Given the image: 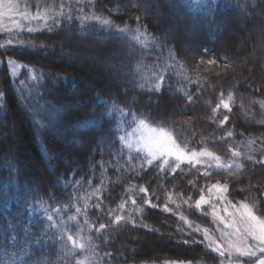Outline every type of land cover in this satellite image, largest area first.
Segmentation results:
<instances>
[{
  "label": "trees",
  "instance_id": "trees-1",
  "mask_svg": "<svg viewBox=\"0 0 264 264\" xmlns=\"http://www.w3.org/2000/svg\"><path fill=\"white\" fill-rule=\"evenodd\" d=\"M64 2L71 3L74 17L83 9L101 21L73 19L51 32L25 31L19 38L31 41L34 49L17 48L15 40L14 46L0 48V264H75L92 251L99 264H220L206 243L193 242L202 236L179 213L193 227L214 229L211 216L189 204L199 198L197 189L219 181L228 184L233 202L246 196L248 202L259 200L258 214H264L259 190L264 189V166L241 156L243 170L208 169L207 178L200 165L182 164L174 177L167 171L158 174L156 166L141 168L143 153L125 143L136 123L113 106L137 120L150 116L152 126L167 121L166 127L183 133L182 146L186 143L188 150L206 147L224 162L232 158L230 149L264 158V0H196L198 7H189L193 0ZM104 19L132 30L142 22L147 29L141 31L150 36L139 44L130 39L134 31L124 35L103 27ZM9 38L0 33V43ZM157 56L174 65L160 93L152 88L155 78L149 82L137 71L138 60L151 65ZM8 59L27 67L11 77L3 63ZM142 74L151 77L146 70ZM185 92L195 103L186 100ZM222 99L231 111L220 107L213 113ZM225 115L229 120L221 126ZM229 131L233 136L226 142L218 139ZM141 187L148 189L147 196ZM148 198L159 207L144 204ZM122 200L125 209L115 211ZM165 202L173 212L163 211ZM38 203L62 227L50 226ZM202 211L211 209L205 205ZM129 212L135 225L113 223L115 215ZM100 224L109 227L98 231ZM62 228L74 237L78 231L92 237L89 251L70 254L71 243L60 238Z\"/></svg>",
  "mask_w": 264,
  "mask_h": 264
},
{
  "label": "snow or ice",
  "instance_id": "snow-or-ice-1",
  "mask_svg": "<svg viewBox=\"0 0 264 264\" xmlns=\"http://www.w3.org/2000/svg\"><path fill=\"white\" fill-rule=\"evenodd\" d=\"M196 0H193V3L189 7H198ZM35 9L34 11L32 9ZM58 9V10H57ZM81 15L74 17L72 15L73 8L71 3L65 4L64 0H58L57 3H48L46 0H36L35 3L30 4L28 0H0V33H8L12 38L5 40L3 43H0V48H9L15 46L17 48H26L31 46L33 49L36 47L31 41H25L19 38V34L23 32L27 33H38L47 30L51 32L54 27H61L65 21H72L77 19L79 21L86 22L89 20L101 21V17L94 14H83V9L79 10ZM135 19L139 22L141 21L140 16H136ZM7 21L8 23H5ZM103 27L106 28H116V31L127 35L129 32L134 31L135 35L131 36L130 39L136 41L139 44H144V42L150 36L146 31H141V28L147 29V25L140 23V26L135 30L130 29L128 26L123 28L117 27L113 21L110 19H104L102 21ZM41 25V27H38ZM14 34V35H13ZM155 39L154 37L152 38ZM41 47H46L41 45ZM146 47V45H145ZM209 50L205 49L207 53ZM3 63L6 64V67L10 73L11 77L17 76L18 67H27L26 65H21L19 62L8 59ZM209 64L214 63L213 60L208 61ZM150 72L151 77L143 76L144 71ZM33 72H36V69H32ZM137 71L141 73V78H147L149 82L152 78H155V83L152 85V88L155 92L160 93L163 86L166 84L165 77L171 76L174 71V65L168 64L167 61L162 60L161 57L157 56L155 60L152 61L151 65L143 63L141 60L137 61ZM41 75H44L43 71H40ZM50 75H56L52 73ZM35 79V76H33ZM198 83V82H197ZM139 88H143V84L138 85ZM126 91V90H125ZM182 91V90H181ZM0 95H3L0 93ZM186 100L189 103H195L192 95L187 92L184 93ZM233 99L232 94H229L228 100ZM264 104V101L261 102ZM220 107L231 111L230 104L221 100V104H218L216 108L212 109L215 113ZM113 110L119 111L121 116L131 115L133 123H136V128L134 134L138 133L134 142L125 141V137L120 136L118 139L120 141H125L127 148H135L136 152H142V159L145 161L144 164H141V168L156 166L158 174H163L167 171L169 176L174 177L177 170H182L181 165L187 164L192 168H195L197 165H200L205 170L202 172L203 177L207 178L211 175V172L208 169L216 170H226L230 171L236 169L238 171L244 169L243 163H240L237 159L241 156H246L248 161H251L255 165L264 166V158L256 160L252 156H247L246 153H241L236 150L231 151V159L227 162H224L222 157L216 152L210 151L208 148L203 147L199 151L188 150L186 143L182 146L181 137L182 132L178 131L174 126L165 125L168 124L167 121L156 122L158 126H152L148 121L152 120L149 116L147 118H136L135 114L128 111L126 112L124 108L116 109L113 106ZM112 111H109L101 115H111ZM42 119V118H41ZM229 117L224 116L223 120L219 121V124L222 126L227 123ZM117 127H120L118 124ZM233 132L229 131L226 134V137H219L218 139L222 142H226L227 137H232ZM255 141H249V144H253ZM129 159H132L130 156ZM159 162V163H157ZM79 183V182H77ZM195 188V182H189ZM252 187H257L253 185ZM200 193L199 198L194 202V205L189 204V207H195L200 209L202 214L205 216H211L212 223L214 224V229H209L208 227L195 226L193 223L188 221L187 218L179 213V218L182 221H185L188 224V227L192 229L193 232L199 233L202 236V239L199 241H193L194 243L205 244L208 249L216 253L220 258V264H264V214L261 213V205L259 200L249 201V197H245L244 200H239L233 202L229 198V186L227 183H220L217 181L213 184H208L205 187H200L197 189ZM262 193V199H264V189H259ZM99 191V189H97ZM141 193L145 196L148 194V189L146 187H141L139 189ZM207 191L208 195H205ZM240 191H244L240 189ZM168 199L171 200V194H169ZM189 200L191 197L188 198ZM174 202V201H173ZM127 201H121L115 211L123 212L125 209ZM184 203H188V200H185ZM131 204L136 205L135 198H131ZM144 204L149 206L152 209H156L159 206L155 203H152V199H145ZM207 205L211 211L203 212V206ZM31 206V205H30ZM40 207L46 214L47 220L50 226L53 227H62L61 225H56L53 223L54 216L48 214V208L43 204L38 203ZM67 208L68 205H63ZM99 208V204L96 205ZM180 206L177 205V208ZM87 208V203H85V209ZM56 212H59L60 209H55ZM81 209L76 207V212L80 213ZM137 211H143L142 208H138ZM164 212H173V209L168 206V203L165 202L163 205ZM109 216H112L113 210H108ZM69 220L75 221L76 216H69ZM121 222L131 223L135 225L136 221L131 218V212L126 217L124 215H115L113 223L119 225ZM109 226L105 224H100L98 231H103ZM146 227V225H144ZM191 234V233H190ZM66 237L67 241L71 243L72 248L69 249L70 254H75L74 250L79 249L83 252L89 251V244L91 243L92 237H83L80 236L79 231L74 237L66 229L61 230L60 238L64 239ZM184 244H187L188 241H183ZM95 252L92 251L89 255L85 256L83 260H77L75 264H99L98 261L94 260ZM106 256H111V253H105ZM164 264H178V262H164ZM183 264V262H179Z\"/></svg>",
  "mask_w": 264,
  "mask_h": 264
},
{
  "label": "rangeland",
  "instance_id": "rangeland-1",
  "mask_svg": "<svg viewBox=\"0 0 264 264\" xmlns=\"http://www.w3.org/2000/svg\"><path fill=\"white\" fill-rule=\"evenodd\" d=\"M5 23H8V22L5 21ZM19 70H20V67L17 68V74L19 73ZM135 128H136V125L127 132L128 133L127 134V140H128V142H134L135 139H136V137L138 136V133H135L134 134Z\"/></svg>",
  "mask_w": 264,
  "mask_h": 264
}]
</instances>
